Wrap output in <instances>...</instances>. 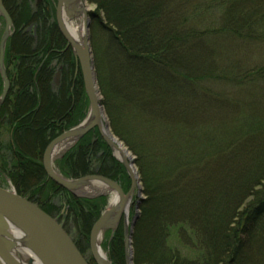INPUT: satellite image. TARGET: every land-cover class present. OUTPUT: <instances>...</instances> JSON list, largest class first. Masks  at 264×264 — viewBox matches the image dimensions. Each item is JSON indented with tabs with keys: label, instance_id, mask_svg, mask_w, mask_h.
<instances>
[{
	"label": "trees",
	"instance_id": "1",
	"mask_svg": "<svg viewBox=\"0 0 264 264\" xmlns=\"http://www.w3.org/2000/svg\"><path fill=\"white\" fill-rule=\"evenodd\" d=\"M87 1L96 6L89 33L101 104L142 187L133 264H264V0ZM2 2L14 26L4 58L15 69L0 104L9 135L0 139V173L53 217L57 198L66 207L58 221L81 252L104 198L56 185L42 156L84 118L82 75L51 9L29 15V4ZM32 25L42 31L34 47ZM56 164L65 177L130 186L98 133ZM123 238L120 224L106 243L112 264H124Z\"/></svg>",
	"mask_w": 264,
	"mask_h": 264
},
{
	"label": "water",
	"instance_id": "2",
	"mask_svg": "<svg viewBox=\"0 0 264 264\" xmlns=\"http://www.w3.org/2000/svg\"><path fill=\"white\" fill-rule=\"evenodd\" d=\"M61 3L62 0H57V6H56L57 26L59 28L60 33L67 41L68 45L71 46L73 50L72 40L60 19ZM0 16H3L5 18L7 24L5 35L0 41V75L4 83L3 90L0 95V104H1L9 89V80L6 77L3 68V55H4V42L7 35L9 34V28L11 27V21L3 7L2 0H0ZM84 19L86 21L87 17L85 16ZM73 54L78 61V66L82 75L84 91L89 103V113L93 114V120L90 123H88L82 130L77 131L78 127L83 122L81 121L75 127L67 131H64L63 133L55 137L47 145L42 157V165L44 172L47 175V177L50 180H52L55 184L71 192H73L78 187V185L81 184L83 181H87L89 179H94V178H101L107 181L109 185L119 195L127 196L134 192L136 186L139 183V181L137 180V176L135 177L134 175V172L136 174V170L134 167V157L130 155L128 162H121L125 166L126 171L131 179V186L127 194H124L121 187L117 184V182L111 179L98 175H86L80 178H76L74 180H70L64 178L62 175H60L53 169L52 156H50L49 154V151L52 146H54L59 142L64 141L66 138H69L73 135H77V138L75 140L77 141L81 136H83L88 131L94 129L95 127L98 128L100 134L102 135L100 117H101V113L104 115V112H103L102 104L100 102L98 87L93 72V64H92L88 45L86 44L85 48H79L76 52L73 51ZM106 128L109 131L110 134L109 136L112 139H114V141L116 142L115 145L117 146L121 145L122 148H124V150L129 154V152L123 146V144L120 141H118L115 138V136L110 132L107 123H106ZM103 138L108 143V145L111 146L113 150L114 146L111 142V139L109 137L105 138L104 136ZM107 214H108L107 210L100 214V216L93 223L89 233L90 251L93 259L97 264H100L99 257L97 254V248L99 247L98 239L99 236L102 235V233L106 230L105 229L106 227H104V225L107 220ZM136 218L137 216H134L132 222L130 223V231L127 230L128 221L126 220V217L124 219V248L126 255V264H131V251L129 248V238L131 236L132 227L134 226V222ZM10 223L15 224L28 235V237L32 240L33 247L39 258L43 262V264H88L86 259L77 249L73 240L64 231L61 224H59L55 218L48 215L33 202L18 195L15 191L3 189L1 187H0V264H18V262L11 255L10 247L6 244L4 239L5 233L9 229ZM116 227L117 224L112 229L114 230ZM106 264H111V263L107 262Z\"/></svg>",
	"mask_w": 264,
	"mask_h": 264
},
{
	"label": "rangeland",
	"instance_id": "3",
	"mask_svg": "<svg viewBox=\"0 0 264 264\" xmlns=\"http://www.w3.org/2000/svg\"><path fill=\"white\" fill-rule=\"evenodd\" d=\"M47 1H49L48 3H47ZM16 2H19V3H21V2H24V3H26L28 6H30V8L32 9V10H29V15H31V13H33V12H31V11H35L36 9H40V8H44L45 6L47 7V8H49V9H51L52 10V15H53V17H52V21H54L55 22V25H56V27H58L57 26V21H56V19H55V7H56V4H57V0H16ZM82 2H83V5H84V7H85V16L87 17V20L85 21V19H84V15H83V17H81L80 15L78 16V17H74L73 18V23H75V24H79V25H82V26H84V28H85V34H86V40H87V45H88V48H89V51H90V56H91V60H92V64H93V72H94V76H95V80H96V83H97V79H96V71H95V65H94V59H93V53H92V49H91V40H90V33H89V23H90V18H89V13L90 12H94L95 11V9H96V6L93 4V3H90V2H88L87 0H82ZM2 4H3V2H2ZM19 5V4H18ZM3 7H4V5H3ZM4 9H5V7H4ZM5 11H6V13L8 14V16H9V18H10V21H11V27L9 28V34L7 35V37H6V39H5V42H4V55H3V68H4V71H5V75H6V77H7V79L9 80V87H10V85H11V79L14 77L13 75H14V65L13 64H10L9 62H7V61H5V58H4V56H5V50H6V47H7V44H8V40H9V38H10V36H11V34L13 33V22H12V20H11V17H10V15H9V13L7 12V10L5 9ZM38 20H37V19ZM32 19H34L36 22H38V23H40V19L38 18V16H36V15H34L33 16V18ZM35 21H32L33 23L35 22ZM37 23V24H38ZM40 25V24H39ZM87 25V26H86ZM33 26V25H32ZM41 26V25H40ZM6 28H7V24H6V20H5V18L3 17V16H1L0 17V41H1V39L3 38V36L5 35V32H6ZM23 28H25L26 29V31L30 28V25L27 27V25L26 26H24ZM33 29H32V31H31V35H32V43L30 44V46H32V47H34L35 46V44H36V41H37V39L39 38V36L41 35V30H40V27H38V29H37V33L35 34V28H34V26L32 27ZM65 42H67L66 40H65ZM27 43H29V42H27ZM68 44V43H67ZM28 46H26V48H27ZM71 48V47H70ZM71 51V53L73 54V50L71 49L70 50ZM74 55V54H73ZM259 59H260V56L258 55L257 56ZM253 61H258V59H252ZM79 67V66H78ZM56 69H57V71L55 72V76H54V83H55V85L56 84H59L60 83V77L59 76H56L57 75V73H58V66L56 67ZM81 73V72H80ZM57 82V83H56ZM3 85H4V83H3V79H2V77H1V75H0V95H1V92H2V90H3ZM97 87H98V84H97ZM9 90V89H8ZM98 92H99V89H98ZM8 93V92H7ZM7 95V94H6ZM87 97V96H86ZM99 97H100V102H101V96H100V94H99ZM3 102V101H2ZM1 102V103H2ZM102 108H103V106H102ZM103 112H104V109H103ZM89 113V103H88V106H87V110H86V112H85V115H84V118L81 120V121H83L84 119H85V117L87 116V114ZM104 117H105V121H106V123L108 124V121H107V117H106V114H105V112H104ZM80 121V122H81ZM79 122V123H80ZM78 123V124H79ZM77 124V125H78ZM76 126V125H75ZM74 126V127H75ZM109 126V125H108ZM73 128V127H72ZM71 129V128H70ZM109 129H110V127H109ZM69 130V129H68ZM67 131V130H66ZM97 131V132H96ZM88 132H91V133H93V135H96L97 133H98V135H99V137L106 143V145L109 147V149L111 150V154H112V156L119 162V163H121L115 156H114V154H113V150H112V148H111V146H109L108 145V143L105 141V139L103 138V136L100 134V132H99V130H98V128L97 127H95L94 129H92V130H90V131H88ZM110 132H111V130H110ZM63 133V132H62ZM112 133V132H111ZM86 134V133H85ZM84 134V135H85ZM113 134V133H112ZM0 135H1V137H0V139H2V141L4 142V143H7L8 142V139H9V135H8V133H7V129H6V127H4V128H2L1 129V131H0ZM60 135V134H59ZM114 135V134H113ZM57 137V136H56ZM82 137V136H81ZM80 137V138H81ZM79 138V139H80ZM116 139H117V137H115ZM78 139V140H79ZM77 140V141H78ZM118 140V139H117ZM77 141H74V143L72 144V145H74ZM119 141V140H118ZM121 142V141H120ZM122 143V142H121ZM123 144V143H122ZM72 145H70V146H68L66 149H64V150H62V151H60L59 153H57V154H55V155H53L52 156V166H53V169L57 172V173H59L60 175H62L60 172H59V170H58V168H57V162H58V160L63 156V154L72 146ZM124 146V145H123ZM125 147V146H124ZM126 148V147H125ZM127 149V148H126ZM45 151V150H44ZM127 151H128V149H127ZM129 152V151H128ZM43 154H44V152H43ZM6 155L7 156H9V152H8V150H7V152H6ZM129 155L130 156H132V157H134L130 152H129ZM43 157V156H42ZM95 163V161L93 162V164ZM122 165H123V163H121ZM96 167V165L94 164L93 165V168H95ZM123 167H124V169H125V171H126V168H125V166L123 165ZM134 167H135V170H136V174H137V180L139 181V175H138V173H137V168H136V166H135V164H134ZM126 173H127V171H126ZM98 175V174H97ZM127 175H128V173H127ZM47 176V175H46ZM63 176V175H62ZM64 178H66V179H70V180H74V179H76V178H71V177H65V176H63ZM103 177V176H102ZM128 177H129V175H128ZM48 178V177H47ZM78 178H80V177H78ZM49 179V178H48ZM129 179H130V177H129ZM52 181V180H51ZM115 182H117V184L121 187V185H120V183L118 182V181H116V180H114ZM130 186H131V179H130ZM130 186H129V188H128V190L125 192L122 188V191H123V193L124 194H127V192L129 191V189H130ZM0 187L1 188H3V189H8V190H12V191H15L16 193H17V188L13 185V183L11 182V180L7 177V175H5V173H0ZM63 188V187H62ZM65 189V188H64ZM67 190V189H66ZM83 191H87L86 190V188H83L82 189ZM88 190H90V189H88ZM67 191H69V190H67ZM69 192H71V191H69ZM74 192V193H73ZM73 192H71L74 196H77V197H81V198H91V199H94V198H98V197H103L104 198V205H103V207H102V210H101V212H100V214L101 213H103L104 211H106L107 209H108V205H109V200H110V198H111V194L110 193H108V194H103V193H96V191H88L87 193H85V194H80L79 193V190H74ZM143 197V194H142V187H141V182L139 181V183H138V185L136 186V188H135V190H134V193H133V195H132V200H131V207H130V209L128 210V212H127V214H123L122 216L124 217V219H125V217H126V220L128 221V228H127V230L128 231H130V223L132 222V219H133V217L134 216H137L138 217V215H139V200L141 199ZM25 198V197H24ZM52 201H53V203L55 204V205H57L60 209L58 210V211H56L55 213H54V217L53 218H55L57 221L60 219L61 221H63L64 220V218H65V214H66V207L64 206V207H62V205H61V203H58V201H57V198H52L51 199ZM61 206V207H60ZM100 214H99V216H100ZM98 216V217H99ZM123 217H121V219H120V223L119 224H117L118 226L113 230L112 228H109V229H106L104 232H103V234H102V236H101V238H100V241H99V247H100V249L105 253V255H106V257H107V259H108V261L112 264V260H111V258H110V255H109V247L107 246V241L109 240V238H111V236H112V234H113V232L119 227V225L121 224V226H122V229H123V237H124V220L122 219ZM136 220V219H135ZM59 222V221H58ZM60 223V222H59ZM134 224H135V222H134ZM62 226V225H61ZM63 228V227H62ZM65 231V230H64ZM132 231H133V227H132ZM66 232V231H65ZM67 233V232H66ZM68 234V233H67ZM131 235H132V233H131ZM70 238L73 240L74 238H77L76 237V235H71L70 236ZM75 240V239H74ZM74 242V241H73ZM123 242H124V238H123ZM75 243V242H74ZM131 243H132V240H131V236H130V238H129V248H130V251H131V253H132V246H131ZM76 245V244H75ZM81 245V249H82V251H81V253H82V255H83V257L86 259V261L88 262V264H97L96 262H95V260L93 259V257H92V254H91V251H90V247H89V237H88V241H87V243H81L80 244ZM124 251H125V248H124ZM183 253L184 254H186L187 255V253H186V250H183ZM124 264H126V255H125V258H124ZM131 264H133V261H132V254H131Z\"/></svg>",
	"mask_w": 264,
	"mask_h": 264
},
{
	"label": "bare ground",
	"instance_id": "4",
	"mask_svg": "<svg viewBox=\"0 0 264 264\" xmlns=\"http://www.w3.org/2000/svg\"><path fill=\"white\" fill-rule=\"evenodd\" d=\"M84 13H85V7L83 5L82 0H62L61 8H60V19L72 40V47H73V51L75 52L79 48H85L87 44V40H86L84 26L75 24L73 23L72 20L74 17H78L79 15L83 17ZM92 120H93V114L88 113L85 120H83L82 124H80V126L78 127L77 131L82 130ZM100 125H101L102 135L105 138L109 137L111 139V142L114 146L113 147L114 156L120 162H128L129 154L124 150V148H122L121 145L120 146L115 145L116 142L114 141V139H112L109 136L110 134L106 128L105 117L102 113L100 117ZM36 135L37 132L33 134V136ZM76 138L77 135H73L69 138H66L64 141L59 142L54 146H52L49 151L50 156H53L59 153L60 151L66 149L68 146L72 145L76 140ZM87 175H97V174H87ZM134 175L135 177L137 176L135 172ZM83 188H86L87 191H83L82 190ZM88 189H90L93 192L96 191V193L111 194V198L109 200V205L107 209L108 211L107 220L105 222L104 227H106L105 229H109V228H113L116 224H119L121 217H123L122 215L127 214L128 210L131 207V200L134 192L127 196L126 195L121 196L109 185L107 181L101 178H94V179H89L87 181H83L81 184L78 185V187L75 190L76 191L79 190L80 194H85L88 191H90ZM34 204L37 205L36 203ZM122 219L124 220V217ZM101 236L102 235L99 236L98 244ZM4 239L6 244L10 247L11 255L18 262V264H43V262L41 261V259L39 258L33 247L32 240L21 228H19L15 224L10 223L9 229L6 231ZM131 240H132V235H131ZM97 254L99 257L100 264H106L107 262H109L105 253L100 249V247L97 248Z\"/></svg>",
	"mask_w": 264,
	"mask_h": 264
},
{
	"label": "flooded vegetation",
	"instance_id": "5",
	"mask_svg": "<svg viewBox=\"0 0 264 264\" xmlns=\"http://www.w3.org/2000/svg\"><path fill=\"white\" fill-rule=\"evenodd\" d=\"M56 6H57V4H56ZM55 19H56V7H55ZM57 29H58V31H59V28L57 27ZM59 33H60V31H59ZM61 34V33H60ZM61 36H62V34H61ZM63 37V36H62ZM63 39L65 40V38L63 37ZM71 46H69L68 44H67V42H66V46H65V48H69L70 50L72 49V48H70ZM76 58V57H75ZM76 62H77V65H78V61H77V59H76ZM57 76V75H56ZM58 76H60V70H58ZM57 83V82H56Z\"/></svg>",
	"mask_w": 264,
	"mask_h": 264
}]
</instances>
